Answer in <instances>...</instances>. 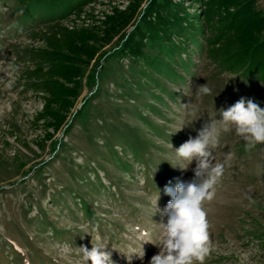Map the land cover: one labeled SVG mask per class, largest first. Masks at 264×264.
Returning a JSON list of instances; mask_svg holds the SVG:
<instances>
[{
    "label": "rangeland",
    "instance_id": "obj_1",
    "mask_svg": "<svg viewBox=\"0 0 264 264\" xmlns=\"http://www.w3.org/2000/svg\"><path fill=\"white\" fill-rule=\"evenodd\" d=\"M164 1L87 0L78 9L74 0L52 8L0 0V264H85L79 248L101 241L114 264H149L160 250L143 242L158 243L152 201L159 191L163 209L165 185L194 175L195 162L187 171L171 165L174 150L206 122L219 126V110L241 97L264 108L259 75L226 59L241 48L228 0H171L188 20L161 41L145 36L142 56L123 48L141 39L137 28L149 33L143 18ZM254 8L264 15V0ZM79 31L94 35L99 54L83 64L79 95L55 131L46 109L64 111L40 89L46 75L35 74L54 44ZM206 83L211 94L198 97ZM189 102L192 110L182 107ZM213 151L216 163L234 158L204 202L211 249L202 264H264V144L246 150L232 130Z\"/></svg>",
    "mask_w": 264,
    "mask_h": 264
},
{
    "label": "clouds",
    "instance_id": "obj_2",
    "mask_svg": "<svg viewBox=\"0 0 264 264\" xmlns=\"http://www.w3.org/2000/svg\"><path fill=\"white\" fill-rule=\"evenodd\" d=\"M210 94L211 89L207 83L196 87L198 97ZM182 107L192 110L190 102ZM219 116V126L217 119L206 122L195 137L189 136L174 150L179 163L171 165L187 171L195 162L192 169L194 175L189 181L177 179L175 185L171 182L165 185L164 194L171 199L163 209L158 207L159 191L152 201L154 214L158 212L161 217L160 222L156 223L160 229L158 243L154 244L151 239H145L143 242L152 243L160 250L151 257L149 264H202L209 254L210 224L204 202L211 201L214 185L222 176L225 164L234 158L232 153H227L224 163L214 162L213 150L220 143L221 133L234 130L235 135L242 139L245 149L249 151L264 144V108L253 99L241 97L227 109L221 108ZM184 127H179L175 132ZM168 146L173 149L171 143ZM144 235L147 236L148 233L145 232ZM107 248L108 243L101 241L92 242L90 250L86 246H81L79 250L85 264H114L112 254ZM137 255L143 260L145 253L142 245ZM128 258L131 260V255Z\"/></svg>",
    "mask_w": 264,
    "mask_h": 264
},
{
    "label": "trees",
    "instance_id": "obj_3",
    "mask_svg": "<svg viewBox=\"0 0 264 264\" xmlns=\"http://www.w3.org/2000/svg\"><path fill=\"white\" fill-rule=\"evenodd\" d=\"M25 4L28 0H19ZM36 4H45L52 8L58 4L70 2L72 0H33ZM227 0H224L226 4ZM228 5H237L235 14L231 17V25L229 29H233L239 48L234 52L228 51L226 59L233 64L237 69H242L244 73H255L259 75L260 80L264 82V15L260 11H255V0H228ZM77 8H82L87 0H74ZM175 5L171 0H165L164 3L154 4L150 7L149 14L154 10V18H148L147 15L143 18V23L148 28L149 33H143L140 28L133 33L140 36L139 41H135L134 37H128L122 44L123 48L128 50L134 56H142L141 44L145 36H150L155 40H163L168 31L175 30L176 24H180L182 20H188L187 15L179 16L174 9ZM226 7V8H227ZM172 8V9H171ZM176 8V7H175ZM149 16V15H148ZM129 21L126 20L122 24L119 21L114 22L108 32L107 39L110 40L113 35L120 31ZM198 24H201L199 21ZM194 26V24H191ZM119 27V28H117ZM68 39H65L67 38ZM63 37L64 40H59L57 44L52 47L55 52L48 54L52 60L46 65L41 66L36 70L35 76L41 74L46 75L43 79L39 77L41 90L48 94V101L60 103L62 111L54 112L46 109L45 118L50 117L49 126L53 127L55 131L59 130L64 123L65 112L73 106L74 100L79 95L81 87L80 79L84 73V66L89 64L97 54H99L98 47L90 40L94 35L79 31L78 33H71L70 36ZM98 41V39H97ZM64 51H67L64 53ZM46 69V70H45ZM72 84L73 87H70Z\"/></svg>",
    "mask_w": 264,
    "mask_h": 264
}]
</instances>
